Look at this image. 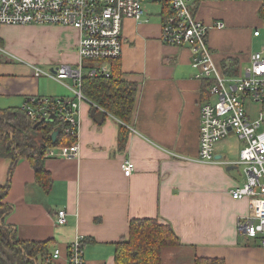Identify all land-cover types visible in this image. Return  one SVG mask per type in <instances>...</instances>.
I'll use <instances>...</instances> for the list:
<instances>
[{"label":"crops","instance_id":"crops-1","mask_svg":"<svg viewBox=\"0 0 264 264\" xmlns=\"http://www.w3.org/2000/svg\"><path fill=\"white\" fill-rule=\"evenodd\" d=\"M190 1L193 12L209 26L207 43L217 71L228 78L243 74L252 54L264 49L259 17L264 0ZM161 12L159 18L146 12L142 20L124 19L119 58L123 78L138 85L124 151L118 150L119 120L109 115L104 124H96L85 98L79 157L55 156L45 162L54 180L51 191L35 183L28 160H19L9 177L12 162L0 158V186L10 181L6 201L13 205L5 222L21 240L51 241L46 264H69L68 248L79 237L87 241L82 247L85 264H115V243L128 235L133 218H157L174 228L181 245L164 249L162 264H193L195 257L264 264L260 237L243 235L237 227L250 212L249 200L230 194L246 181L242 167L235 164L244 142L231 133L216 144L213 161L199 160L200 107L214 101L209 92L214 80L197 78L190 48L162 41ZM218 21L224 26L217 27ZM25 29L37 34L44 71L79 62L81 33L76 28L0 24V108L22 107L36 96L74 97L72 78L35 76L32 65L14 55L20 48L9 37ZM231 57L239 63L235 76L223 71V62ZM101 65L111 68V62L85 61L84 74ZM245 104L253 119L264 113L262 102L246 98ZM125 159L135 164L130 176L122 168ZM60 209L67 211L63 225L57 222ZM56 249L58 258L53 257Z\"/></svg>","mask_w":264,"mask_h":264},{"label":"built area","instance_id":"built-area-1","mask_svg":"<svg viewBox=\"0 0 264 264\" xmlns=\"http://www.w3.org/2000/svg\"><path fill=\"white\" fill-rule=\"evenodd\" d=\"M173 14L165 21L161 39L165 44L190 48L194 55L193 67L198 69L197 78L213 79L209 92L214 101H205L200 107L199 160L215 159V146L233 133L244 147L235 162L241 166L246 181L230 190L234 199H248L250 212L237 223L241 234L260 237L264 248V113L259 118L249 116L246 98L264 103V49L251 56L250 65L237 77H225L214 64L207 43L209 26L198 18L190 0H169ZM144 0H0V24L23 26L35 24L62 25L76 28L81 37L77 53L79 62L72 65L54 66L49 71L33 66L35 76L46 75L55 80L72 78L77 90L74 97H30L22 108L33 121L51 119L65 124L64 132L74 138L71 145L50 147L46 156L78 158L80 155V106L85 96L81 91L85 61L110 62L120 58L123 49L122 29L124 19H144ZM217 27H223L222 21ZM256 36L260 34L257 30ZM109 67H92L86 74L108 75ZM58 148V153L55 152ZM126 176L135 170L131 159L122 164ZM60 225L67 223V211L56 213ZM82 237L71 243L68 250L69 264H85ZM60 249L54 251L58 258Z\"/></svg>","mask_w":264,"mask_h":264},{"label":"trees","instance_id":"trees-1","mask_svg":"<svg viewBox=\"0 0 264 264\" xmlns=\"http://www.w3.org/2000/svg\"><path fill=\"white\" fill-rule=\"evenodd\" d=\"M163 20L172 15L169 0H161ZM173 12V13H172ZM259 17L264 22V1L259 9ZM108 75H85L82 78L81 91L90 103L92 120L102 125L109 115L119 120L118 150L124 151L129 138V124L133 117L138 85L123 78L121 61L113 59ZM238 60L228 58L223 62V71L227 75L238 74ZM37 121L22 107L0 108V158L10 159L12 175L16 163L28 160L35 173V183L45 192L53 186V177L46 168L47 150L50 147L71 145L75 139L64 132L61 121H46L35 126ZM58 131L56 141L52 133ZM10 181L0 186V264H46L51 258L50 240H21L14 226L5 222L6 216L13 211V205L6 201ZM82 240V247L86 243ZM181 245L179 236L170 223L157 218H133L129 224L127 236L115 243V264H162L163 251L169 247ZM69 250V248H68ZM193 264H226L220 258L195 257Z\"/></svg>","mask_w":264,"mask_h":264},{"label":"rangeland","instance_id":"rangeland-1","mask_svg":"<svg viewBox=\"0 0 264 264\" xmlns=\"http://www.w3.org/2000/svg\"><path fill=\"white\" fill-rule=\"evenodd\" d=\"M144 4L146 7L147 12L149 13L150 17L159 18L162 4L159 0H144ZM2 25V24H1ZM10 40L14 41V46H17L20 48V52L14 53V55L18 56L19 59L25 61L30 66H36V67H45V63L40 62L39 59L42 58V51L37 46L38 43V37L36 33H33L29 31L28 29H25L24 31H14L10 37ZM10 52V49H6ZM5 51V49H4ZM59 66V65H57ZM47 78V77H44ZM50 79V78H49ZM52 120L54 119V114L51 115ZM51 120V121H52ZM167 250V249H166ZM165 250V251H166Z\"/></svg>","mask_w":264,"mask_h":264},{"label":"water","instance_id":"water-1","mask_svg":"<svg viewBox=\"0 0 264 264\" xmlns=\"http://www.w3.org/2000/svg\"><path fill=\"white\" fill-rule=\"evenodd\" d=\"M46 120H47V121H51V119H46ZM44 121H45V119L40 120L39 122H37V123L35 124V126L41 125L42 123H44ZM58 133H59L58 131H54V132L52 133V139H53V141H56Z\"/></svg>","mask_w":264,"mask_h":264}]
</instances>
